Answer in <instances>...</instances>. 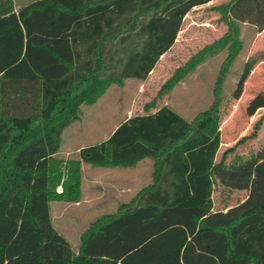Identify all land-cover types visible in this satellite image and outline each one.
I'll return each instance as SVG.
<instances>
[{
    "label": "trees",
    "instance_id": "obj_1",
    "mask_svg": "<svg viewBox=\"0 0 264 264\" xmlns=\"http://www.w3.org/2000/svg\"><path fill=\"white\" fill-rule=\"evenodd\" d=\"M210 1L35 0L15 12L11 0H0V264H24V255L57 237L49 202L77 197L80 162L132 166L146 157L155 161L152 183L91 223L77 253L59 264H264V142L250 156L216 161L218 97L190 121L167 105L135 114L82 147L80 162L62 168L58 158L62 131L80 106L109 83L145 79L187 13ZM219 8L229 26L223 38L238 23L264 30V0ZM216 183L247 190V198L215 210Z\"/></svg>",
    "mask_w": 264,
    "mask_h": 264
},
{
    "label": "rangeland",
    "instance_id": "obj_2",
    "mask_svg": "<svg viewBox=\"0 0 264 264\" xmlns=\"http://www.w3.org/2000/svg\"><path fill=\"white\" fill-rule=\"evenodd\" d=\"M31 1L34 0H27ZM229 1L212 0L187 13L175 43L145 79L109 83L93 102L83 103L78 118L61 134L58 158L62 168L67 167L66 162L79 161L82 147L105 140L118 124L135 114L153 112L167 105L190 121L209 108L216 97L222 103L221 140L228 143L232 139L231 144L219 146L216 161L225 156L226 163H230L238 156L247 157L258 150L264 142V68H257L247 80L244 75L253 57L260 56L264 50V36L252 47L257 28L238 23L229 37L223 38L229 26L219 7ZM235 51L237 54L231 58ZM197 57L200 59L193 62ZM169 79H174V84L165 88ZM154 169L155 161L149 157L132 166L80 162L77 197L53 198L49 202L57 237L40 251L24 255L23 263L59 264L72 259L89 225L115 212L120 204L128 203L150 185ZM116 180L129 182L131 189L112 191L111 184ZM55 186L60 194L62 186ZM221 186L216 183L213 187L215 210L235 205L246 196L245 190L222 191ZM85 264L112 263L106 259H88Z\"/></svg>",
    "mask_w": 264,
    "mask_h": 264
},
{
    "label": "crops",
    "instance_id": "obj_3",
    "mask_svg": "<svg viewBox=\"0 0 264 264\" xmlns=\"http://www.w3.org/2000/svg\"><path fill=\"white\" fill-rule=\"evenodd\" d=\"M12 1V4H13V10L15 11V12H17L18 11V9L20 8V7H22V6H25V5H27V4H29V3H31V2H33V1H31V2H27V0H11ZM35 1V0H34ZM264 36V30L263 31H256V34H255V37H254V41L255 42H253V46L252 47H254L255 46V44H256V42L258 41V39H260L261 37H263ZM250 58V57H249ZM248 58H247V60H246V63L248 62ZM252 63V62H251ZM263 67L264 68V59L262 58V59H259V60H257L256 62H254V63H252V65H251V71H250V73L248 74V76H247V79L250 77V76H252V74H254L255 73V70L257 69V68H259V67ZM118 126V125H117ZM116 126V127H117ZM115 127V128H116ZM114 128V129H115ZM113 129V130H114ZM231 142H232V139L227 143V142H225V143H223V142H221V145L222 144H231ZM221 145H219V146H221ZM232 146V145H231ZM83 164H87V163H84V162H82ZM122 181L121 180H116L115 181V184H111V190L112 191H126V190H130L131 189V186H130V183L129 182H127V183H121ZM137 182L138 181H134V183H136L135 185H138L137 184ZM221 188H222V191H243V190H239V189H232V188H230V187H226L225 185H223L222 184V186H221ZM245 191H247V190H245ZM247 198V193H246V196L240 201V202H243L245 199ZM239 203V202H238ZM238 203H236V204H238ZM233 206V205H232ZM229 207H231V206H229ZM229 207H227V208H223V209H218V210H227ZM114 264H120L119 262H115Z\"/></svg>",
    "mask_w": 264,
    "mask_h": 264
}]
</instances>
